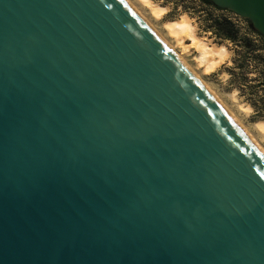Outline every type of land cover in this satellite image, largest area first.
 <instances>
[{
  "label": "water",
  "instance_id": "1",
  "mask_svg": "<svg viewBox=\"0 0 264 264\" xmlns=\"http://www.w3.org/2000/svg\"><path fill=\"white\" fill-rule=\"evenodd\" d=\"M0 264H264V156L124 0H0Z\"/></svg>",
  "mask_w": 264,
  "mask_h": 264
},
{
  "label": "rangeland",
  "instance_id": "2",
  "mask_svg": "<svg viewBox=\"0 0 264 264\" xmlns=\"http://www.w3.org/2000/svg\"><path fill=\"white\" fill-rule=\"evenodd\" d=\"M134 2V0H132ZM167 6L169 12L160 21L150 17L148 12L140 8L149 18L155 28L166 36L163 23L167 20L177 19L186 14L194 20L197 33L207 37L213 44H224L231 52L228 61L212 74L202 75L193 61L194 51L184 54L187 63L193 67L222 102L234 113L241 124L247 128L257 143L264 149V136L255 128L256 123L264 122V38L253 32L250 22L239 20L237 26V41L219 40L212 29V20L217 16L229 15L217 12L212 6L203 5L200 0H153ZM172 43V41H171ZM242 46H250L248 48ZM180 52V49H176ZM230 62V63H229ZM236 99V101L232 98ZM238 101V102H237ZM238 103L250 107L249 113L241 112ZM247 114V115H246Z\"/></svg>",
  "mask_w": 264,
  "mask_h": 264
},
{
  "label": "bare ground",
  "instance_id": "3",
  "mask_svg": "<svg viewBox=\"0 0 264 264\" xmlns=\"http://www.w3.org/2000/svg\"><path fill=\"white\" fill-rule=\"evenodd\" d=\"M128 6L145 22V24L157 35V37L171 50L176 58L188 69V71L198 80V82L205 88V90L215 99L221 106L230 119L242 130V132L249 138L253 145L264 156V149L260 146L250 132L245 128L237 119L234 113L220 100L206 82L203 81L201 76L197 73V69L202 70V75L208 76L215 72L218 68L224 65L229 57L230 51L224 44H213L205 37L197 33V26L194 20L187 16L185 13L181 14L177 19L167 20L163 23V30L166 36L161 34L155 26L149 21L135 4V2L144 10L148 12L150 17L156 21H160L169 12L167 6L161 5L159 2L153 0H124ZM172 41V43H171ZM176 49H180V52ZM194 51L195 57L193 59L196 70L191 67L184 58V54H189ZM230 63V62H229ZM234 99V97L232 96ZM236 101V99H234ZM238 102V101H237ZM245 104V103H244ZM238 103V109L241 112L249 113L250 107ZM247 115V114H246ZM256 130L264 136V122L260 121L255 125Z\"/></svg>",
  "mask_w": 264,
  "mask_h": 264
},
{
  "label": "trees",
  "instance_id": "4",
  "mask_svg": "<svg viewBox=\"0 0 264 264\" xmlns=\"http://www.w3.org/2000/svg\"><path fill=\"white\" fill-rule=\"evenodd\" d=\"M200 1L203 3V5L212 6L213 8L218 9L210 2V0H200ZM212 29L215 31V35L216 37L219 38V40L223 39L233 42L237 41L238 31L233 27V25L229 21L225 19H221V20L213 19ZM252 30L253 32L257 33L253 28ZM242 47L248 48L250 46H242Z\"/></svg>",
  "mask_w": 264,
  "mask_h": 264
},
{
  "label": "built area",
  "instance_id": "5",
  "mask_svg": "<svg viewBox=\"0 0 264 264\" xmlns=\"http://www.w3.org/2000/svg\"><path fill=\"white\" fill-rule=\"evenodd\" d=\"M216 10H217V12H220V13L225 12V13H228L229 15L217 16L215 19H217V20L225 19V20L229 21L235 29L237 28L236 25L238 24L239 20H245V19L235 15L234 13H232L228 10H222V9H216Z\"/></svg>",
  "mask_w": 264,
  "mask_h": 264
}]
</instances>
